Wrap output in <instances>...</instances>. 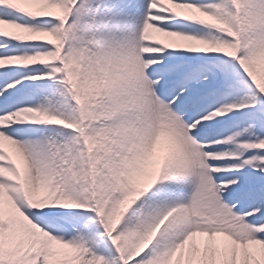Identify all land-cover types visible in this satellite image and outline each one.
<instances>
[{"label":"snow or ice","instance_id":"6c2138e0","mask_svg":"<svg viewBox=\"0 0 264 264\" xmlns=\"http://www.w3.org/2000/svg\"><path fill=\"white\" fill-rule=\"evenodd\" d=\"M0 264H264V0H0Z\"/></svg>","mask_w":264,"mask_h":264}]
</instances>
